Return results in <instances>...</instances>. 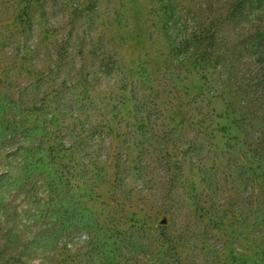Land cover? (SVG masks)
I'll return each mask as SVG.
<instances>
[{"label":"rangeland","instance_id":"1","mask_svg":"<svg viewBox=\"0 0 264 264\" xmlns=\"http://www.w3.org/2000/svg\"><path fill=\"white\" fill-rule=\"evenodd\" d=\"M260 33L264 0H0V264H264Z\"/></svg>","mask_w":264,"mask_h":264},{"label":"trees","instance_id":"2","mask_svg":"<svg viewBox=\"0 0 264 264\" xmlns=\"http://www.w3.org/2000/svg\"><path fill=\"white\" fill-rule=\"evenodd\" d=\"M252 0H240V4H245ZM264 49V34H258L255 38L254 44L252 45L251 54L253 56L262 54ZM262 57H260V60Z\"/></svg>","mask_w":264,"mask_h":264}]
</instances>
